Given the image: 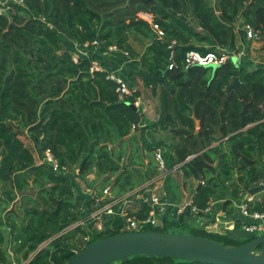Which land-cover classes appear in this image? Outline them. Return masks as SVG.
Here are the masks:
<instances>
[{"label":"trees","instance_id":"obj_1","mask_svg":"<svg viewBox=\"0 0 264 264\" xmlns=\"http://www.w3.org/2000/svg\"><path fill=\"white\" fill-rule=\"evenodd\" d=\"M24 2L26 9L18 11L26 16L12 12L0 16V182L13 189L4 194L8 203L16 200L14 192L23 191L25 177L29 175L47 193V198L40 206L31 195L24 196L25 216L13 209L10 216L0 220V227L10 231L9 249L15 257L21 254L28 260L35 253L28 264H68L77 253L61 237L51 248L36 253L38 246L51 237L43 233L49 227L42 220L49 219L52 231L61 233L80 220L85 204L84 198L74 194L70 180L63 176V166L79 165L81 174L92 168L101 176L123 173L109 145L118 144L119 151L126 140L137 139L133 126L140 134L143 132L139 126L143 116L134 108L135 99L120 98L118 84L107 78L109 68L91 73L97 51L113 47L126 53L141 81L152 89L163 86L168 101L174 100L183 115L195 122L196 131L170 130L173 166L181 165L187 174L203 179L204 186L195 193L193 206L207 208L221 196L222 184H227L232 198L239 200L247 186L264 178V170L258 165L259 161L264 165V69L252 71L228 63L215 70L183 67L187 52H210L207 46L211 41L222 49L235 47L238 18L245 27L260 32L264 44V0H215L214 8L206 0ZM140 12L153 14L154 22L165 32L163 39L157 38L151 26L139 19ZM188 14L193 18H187ZM131 34L151 42L142 56L130 45ZM60 35L79 46L98 40L100 47L93 49L94 53L90 48V57L75 62L73 50L62 42ZM173 41L176 44L171 49ZM172 53L178 67L170 70ZM237 71L238 88L229 90ZM25 132L41 153L49 152L59 160L60 175L36 163L33 152L20 139ZM119 177L125 180L122 190H127L134 176ZM233 199L226 200L223 207L233 205ZM60 201L63 206L55 215L56 208L51 212V205L58 208ZM94 204L89 201L86 208ZM150 209L144 204L139 217H147ZM25 221L30 224H24ZM237 224L242 226L240 221ZM122 227L119 215L107 217L99 240L121 234ZM149 230L166 233L164 226ZM80 232L88 234L86 229ZM226 238L227 242L219 243L230 247L253 240L235 245ZM95 241L98 240L87 245ZM4 244L0 232V264L8 261ZM118 263L201 264L144 255Z\"/></svg>","mask_w":264,"mask_h":264},{"label":"rangeland","instance_id":"obj_2","mask_svg":"<svg viewBox=\"0 0 264 264\" xmlns=\"http://www.w3.org/2000/svg\"><path fill=\"white\" fill-rule=\"evenodd\" d=\"M12 13L13 15L20 14L22 16H26L24 12H19L18 9H14ZM187 18L192 19L193 15L188 14ZM62 36L63 35H60L59 37L64 43V41H66V37ZM147 42L148 41L146 39L142 38L139 35H132V43L138 48V51L142 50L141 53L143 52ZM254 45L256 49L252 50L264 54V44L262 42ZM233 49L236 50V47L224 49L220 47V50L217 51V54L226 55L229 58L235 56L239 57V51H236V53L234 54L233 52H231L233 51ZM90 51L94 53L93 48ZM116 54L117 53L115 52V50H107L102 52L97 51L95 55V61L100 65L102 64V66L104 65V67L113 66L119 76H124L131 84L134 83L135 87L139 88L137 101L139 105H136V107L138 108L140 114L143 116V120L139 125L143 132L141 131V136L140 130H135L133 132V135L136 136L137 139L126 140L119 151L117 146L118 144L109 145V148L116 153L115 158L121 166L120 172L123 173L101 176L98 174L95 168H92L89 173L81 174L79 171V165L63 166V176L70 180L74 194L76 196L84 198L85 200L80 220H78L77 222L81 223L83 218L90 217L94 213H97L104 206H106L107 201L112 200V197H106L107 195L104 193L105 190H110L109 194H112V196H116L115 198L123 199L124 201L125 197H127V200L129 201L138 197H141V200H145L147 198V194L150 193L157 196L159 201L162 203L161 205L164 206L165 210L161 212L160 219L162 223L161 228L164 226L165 232L178 233L182 235L193 234L199 237L211 239L216 242H227L225 240L227 239L226 237H228L230 238V240H233L235 242V245L243 244L244 242L253 239V237H256L255 235L248 238H239L238 236H234L232 233H229V229L232 228L230 224L232 223H235L234 228H236V230L242 229L243 227L241 226V228L237 224L238 221L236 218V213H238V207L234 205L223 207V203L226 200L233 199L230 192L231 190L229 189V186L227 184H222L221 196L218 199H214L211 201V203H216L212 205L216 207L215 211L208 214L202 213L198 215L192 212L193 214L191 217L185 218V221H188V225H186L185 223L179 224V216L182 213L186 212L188 208H191L193 206L192 199L197 190H201L203 188L204 183L200 182L198 179H195L192 175L187 174L185 170L182 169L181 165L173 166L172 161L168 160L166 153H163V155L168 162L169 170L161 174L157 169V165L154 160V153L157 150H162L163 147H166V145L171 148V129L185 128L196 131L195 122L192 118H187L185 115H183L181 108H179L174 103V100L170 102L168 101V92L163 86L154 87L152 89L146 86L144 83V86L140 85L139 80L141 79L135 72L128 55H124V59H122L121 57L119 59H115L114 56ZM72 55L75 58L79 57L77 51H73ZM128 59L130 60L131 69H128L125 64V61H127ZM261 59L262 57H259V59L257 60ZM246 69L253 71L257 70L258 68H256V64L251 63L247 65ZM146 134L149 138V141L152 144H155L156 147H153L151 149L147 147L148 144H146ZM20 139L24 142L25 146L33 152L34 155H36L37 152H40L36 142L33 138L31 139L30 134H28L27 132L23 133ZM149 146L151 145L149 144ZM258 165L262 170H264L262 161H259ZM120 174H126L127 176H129V174H132L134 176V178L131 180V185L127 187V190L125 191H123L121 187L123 184H125V180L120 179ZM239 176L240 174L238 173L236 175V178H238ZM263 182L264 178L262 177V184ZM258 183H255L248 188L252 190L253 187H255ZM154 186L157 188V191H155ZM12 191L13 189H11L9 184L0 182V220L4 221L8 216H10L13 209L21 214V217L25 216L22 212L24 205L26 204V202L23 201L24 196L31 195L33 199H36L38 201V204L40 206L43 205V198H47V193L44 192L39 186L34 184L32 175L25 177L23 191L14 192L16 200H14V202L8 203L5 200L4 194ZM170 194H173L172 197L174 199V203H172L171 206H168L167 203ZM246 195L250 196L252 194L244 193L241 198H245ZM254 195L256 202H258L259 199L264 201V194L255 193ZM174 197H176V199ZM89 201L95 203L90 209L86 208L87 202ZM147 202H149V198ZM51 208V212L54 211L55 208L57 210V207L53 205H51ZM116 208H114V212L116 213H119V211H123L124 213L127 209H124V207L122 206ZM56 210L54 211V213L56 212ZM168 210H171V212L169 213ZM128 213L130 214L133 212ZM107 217L109 216H104V220L102 218L103 224L106 222ZM42 221L45 222L44 225L49 227L47 230H44L43 233L50 234L51 237L40 244L38 248L43 246H46L45 249L51 248L52 245L54 246V241L59 239L60 237L66 246H69L77 253L80 252V250H82L85 246H87L88 243L87 241H84L83 236L79 237L75 232L66 233V230H68L69 227L61 233L56 234L50 228L51 223L48 222L49 219H44ZM26 222L28 221H25L24 224H30V222ZM101 223L102 221L87 220L84 227H86L88 233L87 235L90 236V242L100 239V231L97 230L95 224L99 225ZM36 224H38L37 221ZM41 224L42 223L39 221V225ZM38 227L39 226H35V229ZM81 229L82 228H79L78 230L81 231ZM0 232L4 235L5 244L3 246V249L5 250V253L7 255V260L10 261L9 258L12 257L10 255L11 251L9 249L10 231L8 229H5V227H0ZM261 235L264 234H259L258 236ZM25 261V257L20 254L17 263L23 264Z\"/></svg>","mask_w":264,"mask_h":264},{"label":"built area","instance_id":"obj_3","mask_svg":"<svg viewBox=\"0 0 264 264\" xmlns=\"http://www.w3.org/2000/svg\"><path fill=\"white\" fill-rule=\"evenodd\" d=\"M26 9V4L24 0H0V16L8 15L10 12H13L14 9ZM13 14V13H12ZM139 19H141L143 22H146L151 26L153 31L155 32L157 38L163 39L165 37V32L154 22V16L151 13L148 12H140L137 15ZM246 32H247V38L253 42L260 43L263 41V36L260 32L254 30L250 26H246ZM176 42L173 41L170 44L169 48H173L175 46ZM100 47V42L94 41L93 43H88L83 46V52L84 55L87 57H90L89 49L93 48L94 50H98ZM109 50H117L116 48H109ZM126 54V53H125ZM74 58L75 62H78L80 59ZM230 58L226 55H220L217 54V52H207L202 53L196 50H191L186 53L185 59L183 61V67L185 70H189L191 67L194 66H200V67H208V66H221L228 62ZM178 65L174 61V55L171 54L170 57V64L169 69L172 70L174 68H177ZM106 67H103L99 63H97L95 60L92 62L91 67V73L95 71H105ZM108 79L111 81H114L118 84L117 93L119 94L121 99L127 98V97H133L135 99V106L139 105L137 103L139 93V89L135 87L134 83L131 84L127 79L123 78L122 76H119L117 72L109 70ZM138 109V108H137ZM133 132L136 130V126H133ZM154 160L157 165L158 171L163 174L169 170V165L167 160L164 158L163 151L157 150L154 153ZM39 164L47 166L51 173L54 175H60L61 174V164L59 160L51 153L49 152H43L42 158L39 160ZM259 188L260 190L256 192V194H264V182L262 184V180L259 181L258 184H256L253 189ZM155 191H157V188L154 186ZM110 190H105L104 193L109 196ZM249 194L248 191L245 192V194ZM151 205H149L150 212L147 217L140 218L139 216H132L129 215V213H123L114 212V208L120 207V205L124 202L123 199L118 198H111L112 200L107 201L106 206H104L101 210H99L97 213H94L92 216L83 218L82 222H76L75 224L69 226V229L66 230V233L68 232H75L76 234L79 233V237L83 236L84 241H87V243L90 242V236L83 235L78 229L82 228V230L86 229L85 224L87 220H94V221H102L101 224L97 225L95 224L97 230L101 232L105 231V228H103V220L104 216H115L120 215L122 217L123 221V227L121 229L122 233L126 232H146L151 231L150 228H161V212L164 211V206L161 205L162 203L159 201L157 196L154 194H151ZM148 201V198L145 199V202ZM192 212L195 214H208L212 211V205H209L205 209H199L196 206H192ZM240 213L242 218V227L244 232L248 235V237H253L256 235V237H253V239H256L258 237H262L264 235L258 236L259 234H264V201L260 200L256 202L254 197L247 198L244 202H242L239 205ZM103 218V220H102ZM105 222V221H104ZM46 246L38 248L36 251H42L45 249ZM73 252H75L73 250ZM12 253V252H11ZM77 253V252H75ZM13 254V253H12ZM14 255V254H13ZM34 254L31 255V259L33 258ZM30 259V260H31ZM29 260V261H30Z\"/></svg>","mask_w":264,"mask_h":264},{"label":"water","instance_id":"obj_4","mask_svg":"<svg viewBox=\"0 0 264 264\" xmlns=\"http://www.w3.org/2000/svg\"><path fill=\"white\" fill-rule=\"evenodd\" d=\"M236 61L235 64L238 65ZM227 63L232 64L233 60L229 59ZM218 67L208 66L206 68L215 70ZM235 75L234 83L229 90L238 88L239 72L237 71ZM134 108L138 111L136 106ZM199 181L202 182L203 179L199 178ZM259 190V188L251 190L248 186L246 187V191L250 194H255ZM147 196L149 198L147 204L151 205L152 195L148 193ZM62 204L63 201L58 203L55 215H58ZM192 214V208H188L179 216V224H184L185 218L191 217ZM103 228H105V223ZM142 255L201 264H264V236L253 239L242 246L230 247L193 234L182 235L155 231L126 232L90 243L68 264L125 263L132 257Z\"/></svg>","mask_w":264,"mask_h":264},{"label":"crops","instance_id":"obj_5","mask_svg":"<svg viewBox=\"0 0 264 264\" xmlns=\"http://www.w3.org/2000/svg\"><path fill=\"white\" fill-rule=\"evenodd\" d=\"M206 3H207V5L210 7V8H214L215 7V0H209V1H206ZM190 8V7H189ZM242 32H244V33H242ZM234 34L236 35L235 36V47H236V50H233V51H231V52H233L234 54L236 53V51H239V57H237V56H235V57H231L230 59H232L233 60V65L235 66V67H246L247 68V65L248 64H251V63H254V64H256V68H258V69H264V54H262V53H258V52H255L254 50H252V49H256L255 48V45L254 44H258V43H256V42H253V41H251V40H249L248 38H247V32H246V27H245V25H244V23H243V20L241 19V18H238L237 19V23L235 24V30H234ZM132 35H134V34H131V36H130V45L132 46V48L139 54V55H143L145 52H146V50H147V48L149 47V45L151 44V42L150 41H148L147 42V44H146V46H145V48H144V50H143V52L141 53V51L142 50H139L138 51V48L136 47V46H134V44L132 43ZM62 37H64V36H62ZM66 39V41H64V43L66 44V46L68 47V48H70L71 50H73V51H77V54L79 55V58H81V57H87V56H85L84 55V50H83V46H79V45H77V44H75V43H73V42H71V41H69L67 38H65ZM135 45H136V43H135ZM207 49L209 50V51H213V52H217V51H219L220 50V46L218 45V43L216 42V41H211L210 42V44L207 46ZM115 52L117 53L115 56H114V58L115 59H119L120 57L122 58V59H124V55H126L125 53H122V52H119V51H117V50H115ZM264 53V52H263ZM259 57H262V59L261 60H257V59H259ZM238 61V65L237 64H235V61ZM236 61V62H237ZM132 62V61H131ZM125 64H126V67L128 68V69H131V64H130V60L128 59L127 61H125ZM117 67V66H116ZM108 68H109V70H112V71H115L116 72V70H115V68L113 67V66H108ZM123 78H125L124 76H123ZM126 79V78H125ZM132 79V78H131ZM134 79V78H133ZM139 82H140V85H143V82L141 81V80H139ZM144 86V85H143ZM150 88V87H149ZM139 89V88H138ZM146 140H147V142H146V144H148V148H153V147H156V145L155 144H152L150 141H149V138L147 137V134H146ZM149 144L151 145V146H149ZM162 151H163V153L165 154H167V158H168V160H170L169 158H170V147H168L167 145H166V147H163V149H162ZM42 156H43V153H41V152H37V154L36 155H34V157H35V160H36V163L37 164H39V160L42 158ZM189 159H191V158H189ZM200 191V190H199ZM198 191V192H199ZM250 194V193H249ZM173 194H170L169 195V199H168V203H167V205L168 206H171V204L172 203H174V199H173ZM107 198H115L116 196H112V194H110L109 196H106ZM106 197H105V199H106ZM249 197H254V199H255V195L254 194H252V195H246L245 196V198H241V199H239V200H234L233 201V205L234 206H236V207H238V213H236V218H237V221L239 222H241L242 223V220H244V218H242V216H241V213H240V209H239V205L242 203V202H244L247 198H249ZM147 198H148V196H147ZM175 199H176V197H174ZM124 201V200H123ZM192 201H193V199H192ZM144 204H147L146 202H145V200L143 199V200H141V197H138V198H134V199H132L131 201H129V200H127V197H125V201L120 205V206H122V207H124V209H126V212H124V213H128V212H133L132 214L133 215H137V216H139V213H140V211H141V207L144 205ZM213 204H216L215 202H213V203H210L209 205H213ZM148 206H149V204H147ZM208 205V206H209ZM216 210V207H214V206H212V211L211 212H213V211H215ZM122 211V210H121ZM120 212V211H119ZM123 212V211H122ZM168 212L170 213L171 212V210H168ZM198 215V214H197ZM191 220H192V218H191ZM245 221V220H244ZM186 225H188L187 223H188V221H185L184 222ZM231 226H232V228H230L229 229V233H232L234 236H238L239 238H245V237H247L248 238V236H247V234L243 231V228L242 229H239V230H236V228H234L235 227V223H232V224H230ZM243 226V225H242ZM6 229V228H5ZM79 235H81V234H79V233H77V236H79ZM10 255L12 256L11 258H9L10 259V261L8 260L7 261V264H18L17 263V260H18V258L19 257H15L11 252H10ZM16 259V260H15ZM31 259V255L29 256V259L28 260H26L23 264H28L29 263V260Z\"/></svg>","mask_w":264,"mask_h":264}]
</instances>
